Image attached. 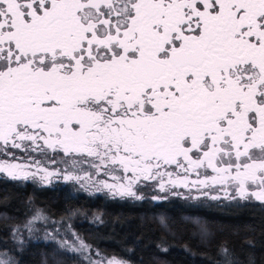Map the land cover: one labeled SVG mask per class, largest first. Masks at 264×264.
I'll return each instance as SVG.
<instances>
[{"label": "snow or ice", "instance_id": "snow-or-ice-1", "mask_svg": "<svg viewBox=\"0 0 264 264\" xmlns=\"http://www.w3.org/2000/svg\"><path fill=\"white\" fill-rule=\"evenodd\" d=\"M49 153L264 202V0H0V172Z\"/></svg>", "mask_w": 264, "mask_h": 264}, {"label": "trees", "instance_id": "trees-1", "mask_svg": "<svg viewBox=\"0 0 264 264\" xmlns=\"http://www.w3.org/2000/svg\"><path fill=\"white\" fill-rule=\"evenodd\" d=\"M31 207L81 226L89 244L132 264H264V202L107 199L71 184L37 186L0 175V250L18 264H73L54 243L18 249L10 229ZM102 211L98 226L88 213ZM82 221V223H78ZM226 250V251H225Z\"/></svg>", "mask_w": 264, "mask_h": 264}, {"label": "rangeland", "instance_id": "rangeland-1", "mask_svg": "<svg viewBox=\"0 0 264 264\" xmlns=\"http://www.w3.org/2000/svg\"><path fill=\"white\" fill-rule=\"evenodd\" d=\"M34 159H36L35 153L31 157H28L29 161ZM16 162H25L24 156H20ZM39 164L41 168L46 169L52 175L47 179L42 178V173H30L26 179L12 178L3 172H0V175L37 186L71 184L77 191L86 192L90 195H103L107 199L120 201L143 197H149L157 201L169 199H180L190 202L257 201L255 198H234L236 197V193L232 188L228 189L231 195L226 196L224 190L219 185L205 189L203 192L194 189L189 191L182 187L169 189L164 192H160L158 189H144V191H140L142 186H137L134 189L136 196H121L116 190H110L104 186L105 182L111 184L112 180L108 175L98 173L90 159L74 155L65 156L62 153L59 155L49 153L48 157L39 159ZM66 176H71L72 179H65ZM213 196L219 198L212 199L211 197ZM87 215V220L91 225L98 226L105 222V216L102 211L90 212ZM78 223H82V221L80 220ZM76 225L71 220L65 221L64 219L52 218L43 208L31 207L22 222L11 226L10 239L16 244L18 249H23L29 243L36 241L54 243L61 250L73 256V264H108L109 260H119L121 264H132L123 258L106 255L93 248L87 241L85 232L82 230L85 226ZM82 244L85 247L81 248ZM6 258H11L18 264L12 253L7 250H0V260H5Z\"/></svg>", "mask_w": 264, "mask_h": 264}]
</instances>
